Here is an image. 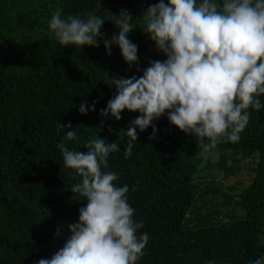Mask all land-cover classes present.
I'll list each match as a JSON object with an SVG mask.
<instances>
[{
	"label": "trees",
	"instance_id": "obj_1",
	"mask_svg": "<svg viewBox=\"0 0 264 264\" xmlns=\"http://www.w3.org/2000/svg\"><path fill=\"white\" fill-rule=\"evenodd\" d=\"M155 2L100 0V8L97 0H0V264H34L50 257L69 237L68 225L77 221L84 202L70 186L80 177L63 166L56 147L63 140L57 122H70L76 136L65 143L78 152H86L87 141L95 135L117 142L119 150L109 154L108 170L118 174V186L128 185L133 218L143 222L139 231L148 233L136 264H205L210 259L215 264H247L264 253V107L249 108L238 142L218 143L214 149L221 152L219 167L226 177L241 171L240 162L254 159L255 177L214 208L219 213L233 204L225 214L228 219L195 213V224L190 223L200 164L193 155L202 153L194 136L161 116L153 121L151 139V127L137 131L131 155L125 158L128 138L118 133L139 113L123 110L119 121L99 115L115 95L111 77H139L150 61L163 60V55L139 28L129 34L138 57L131 68L116 46L110 54L102 43L64 47L48 34L47 21L57 7L62 16L83 15L93 8L97 14L115 15L126 9L137 17L138 27L141 10ZM100 31L109 37L117 29L105 21ZM260 99L264 104V94ZM85 100L88 105L95 101V107L81 115L77 109ZM228 152L234 156L231 165Z\"/></svg>",
	"mask_w": 264,
	"mask_h": 264
},
{
	"label": "clouds",
	"instance_id": "obj_2",
	"mask_svg": "<svg viewBox=\"0 0 264 264\" xmlns=\"http://www.w3.org/2000/svg\"><path fill=\"white\" fill-rule=\"evenodd\" d=\"M97 7L101 8L100 0ZM103 11V10H102ZM137 17L126 9L112 15L93 8L83 15H61L57 7L47 21L48 34L62 46L96 47L106 53L119 49L125 64H137V45L129 39L141 29L163 60L150 61L142 74L111 77L115 95L99 111L101 117L120 120L123 110L138 112L126 128L123 153L131 155L137 131L151 127L165 116L170 125L194 136L202 153L218 143H236L249 121V108L264 107V0H156ZM108 17V19H105ZM110 21L117 29L104 37L101 27ZM139 71V68H137ZM95 101H82L78 113L92 111ZM63 137L56 147L63 166L80 177L70 191L83 198L77 221L68 225L69 237L50 257L34 264H136L148 243V233L139 231L143 222L133 218L127 184L117 185L118 174L108 170L110 153L117 142L96 135L87 141L86 152L68 148L75 138L70 122H57ZM205 264H215L207 260ZM247 264H264V253L250 257Z\"/></svg>",
	"mask_w": 264,
	"mask_h": 264
},
{
	"label": "rangeland",
	"instance_id": "obj_3",
	"mask_svg": "<svg viewBox=\"0 0 264 264\" xmlns=\"http://www.w3.org/2000/svg\"><path fill=\"white\" fill-rule=\"evenodd\" d=\"M221 152L214 150L209 153H197L193 157L200 160L198 167V173L194 177L195 184L197 185L196 196L197 200L195 207L190 213L191 222L194 223L193 214L195 213H209L217 218L228 219L226 212L229 209H233L234 205L227 207L224 211L216 213L213 212L214 208L217 209V204H220L224 200L226 195H235L239 193L242 189L250 184V181L255 177V173L252 170L256 164L254 160H246L239 163L241 171L231 177H226L223 169L219 167ZM229 156L228 164H233V155L231 152H228ZM240 157V156H238ZM231 188H235L234 191ZM204 190H210L207 196L204 198H199ZM216 190V192H215ZM223 203L219 206V210H222Z\"/></svg>",
	"mask_w": 264,
	"mask_h": 264
}]
</instances>
